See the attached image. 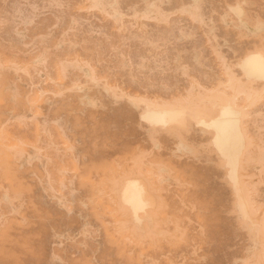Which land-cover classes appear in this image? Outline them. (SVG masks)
Returning <instances> with one entry per match:
<instances>
[{"label": "rangeland", "instance_id": "rangeland-1", "mask_svg": "<svg viewBox=\"0 0 264 264\" xmlns=\"http://www.w3.org/2000/svg\"><path fill=\"white\" fill-rule=\"evenodd\" d=\"M261 51L264 0H0V264H264Z\"/></svg>", "mask_w": 264, "mask_h": 264}, {"label": "bare ground", "instance_id": "bare-ground-1", "mask_svg": "<svg viewBox=\"0 0 264 264\" xmlns=\"http://www.w3.org/2000/svg\"><path fill=\"white\" fill-rule=\"evenodd\" d=\"M240 12V11H239ZM239 14H241V12L239 13ZM258 52V51H257ZM262 52V51H261ZM259 54H260V52H259ZM257 55L256 57H254V58H252L250 61H249V65L248 66H250L249 67V69L247 70V72L249 71V72H251L252 74H255V75H260V76H264V57L262 56V54H263V52L261 53V55ZM252 55V54H251ZM255 55V54H254ZM264 55V54H263ZM249 57V56H248ZM251 57V56H250ZM249 57V58H250ZM247 62V61H246ZM245 62V63H246ZM248 63V62H247ZM243 64V63H242ZM246 66V65H245ZM248 66H246V67H248ZM242 67V66H241ZM245 67V68H246ZM245 68H243V69H245ZM244 72H245V70H244ZM246 73V72H245ZM251 74V75H252ZM254 77V76H253ZM249 78V77H248ZM264 79V78H263ZM260 80H261V78H260ZM242 88V87H241ZM223 92H225V91H223ZM227 94V93H226ZM242 99H243V97H242ZM242 99H240V100H242ZM239 100V101H240ZM226 103V102H225ZM227 106H228V103H227ZM237 106H238V104H237ZM226 107V106H225ZM220 108V107H219ZM225 109V108H224ZM182 111V110H181ZM181 111H176V110H168V111H165V113L164 114H158L157 116H156V118L154 119L155 121H158L157 123H159V122H164L165 124L166 123H168L169 124V122L171 123V122H173V121H176L177 122V120L179 121V119L181 118L180 116L182 115V112ZM222 111V113H220L221 115L218 117V118H216L214 121H213V123L211 122V124L212 125H214V128H216V133H217V135L216 136H218V143L220 144V145H222L223 147H224V150H226L227 148H229V147H227V146H229L233 141H234V139L236 138V136L238 135V116H237V114L235 113V111L234 110H232V109H230V108H226L224 111L223 110H220V112ZM238 111V110H237ZM250 114V113H249ZM156 115V114H155ZM151 117V116H150ZM242 117H243V115H242ZM147 119V118H146ZM152 120V119H151ZM150 120V123L152 122L153 123V121H151ZM205 120V119H204ZM145 122H147L146 120H144ZM154 121V122H155ZM182 122H183V120H181ZM201 121V120H200ZM202 122H204L203 120H202ZM156 123V122H155ZM155 123H153V124H155ZM157 123H156V125H157ZM173 123H175V122H173ZM152 124V125H153ZM160 124V123H159ZM172 124V123H171ZM204 124H205V122H204ZM210 124V125H211ZM244 124V123H243ZM156 125H154V126H156ZM161 125L163 126V123H161ZM161 125H159V126H161ZM167 125V124H166ZM166 125H164L165 127H166ZM173 125V124H172ZM176 125V124H175ZM177 125H184V127H185V124H184V122L183 123H181V124H178V122H177ZM201 125V124H200ZM158 126V125H157ZM182 126H180V127H182ZM202 126V125H201ZM209 126V124L208 125H206V127L205 126H203V127H205L206 129H207V127ZM212 127V126H211ZM241 127V126H240ZM210 128V127H209ZM213 128V127H212ZM211 129V128H210ZM241 130H242V128H240ZM247 129V128H246ZM184 130H186V129H184ZM208 130V129H207ZM215 131V130H214ZM216 136H215V139H216ZM215 141V140H214ZM213 141V142H214ZM214 144H215V142H214ZM219 144H218V146H219ZM217 147V146H216ZM225 147H227L226 149H225ZM216 149V148H215ZM232 150V149H231ZM218 151V150H217ZM223 150L221 149V152H222ZM219 152V151H218ZM220 152V154H219V156L221 155L222 157L225 155V154H227L226 156H227V160H229L230 158L228 157V153H229V151L227 152V153H225V151H224V155L222 154ZM229 156H230V154H229ZM233 156V155H232ZM231 157V156H230ZM229 158V159H228ZM225 159V158H224ZM238 159V158H237ZM223 161H226V160H223ZM233 162V160L231 159L230 160V162ZM228 164H229V161H228ZM232 164V163H231ZM234 165V164H233ZM236 165H237V161H236V164H235V167H236ZM227 166V165H226ZM228 166H230V164L228 165ZM228 166H227V168H228ZM233 167V166H232ZM238 167V166H237ZM236 167V168H237ZM230 168L231 167H229V172L228 173H230V171L232 170H230ZM235 168H233V170H234ZM233 170H232V172H233ZM235 171H236V169H235ZM234 171V172H235ZM231 172V173H232ZM234 172L232 173V174H234ZM231 174V175H232ZM238 174V173H237ZM236 175V174H235ZM235 175H233L234 177L232 178V176H231V179H232V182H233V179H235ZM135 176V175H134ZM229 177H230V175H229ZM139 178H141L140 176H139ZM135 179V178H134ZM136 179H137V177H136ZM142 179V178H141ZM143 180V179H142ZM235 181V180H234ZM128 181H125V186L126 187H123L124 188V191H122L123 192V196H122V203L123 204H126L125 206H128V207H130L133 211H134V214H137V213H141V214H143V215H145V211L144 212H141L140 210H142L145 206H148L149 204H150V200H151V197L153 198V196H150L149 195V191H147L148 189V186H145L146 184H144L141 180H138V181H134L133 180V182L132 181H130L129 180V183H127ZM231 182V181H230ZM236 182V181H235ZM235 182H233V184L235 183ZM238 182V181H237ZM126 183H127V185H126ZM240 183V182H239ZM236 184V183H235ZM238 184V183H237ZM241 185V184H240ZM234 186H237V185H233V190H234V188H236V187H234ZM123 188H122V190H123ZM237 188H240V187H237ZM235 190H237V189H235ZM238 192H239V190H237ZM236 191V192H237ZM149 192V193H148ZM243 193V192H242ZM242 193H241V195H242ZM238 194V193H237ZM236 194V195H237ZM152 195V194H151ZM240 195V194H239ZM239 197H241V196H239ZM238 197V198H239ZM155 198V197H154ZM242 198V197H241ZM244 198V197H243ZM242 198V199H243ZM237 199V198H236ZM242 199H239V200H241L242 201ZM245 199V198H244ZM154 201V200H153ZM240 201V202H241ZM244 201V200H243ZM242 201V202H243ZM247 202V201H246ZM153 203H155V202H153ZM241 204V203H240ZM247 204V203H246ZM152 205V204H151ZM242 205V204H241ZM243 205H244V202H243ZM242 205V206H243ZM248 205V204H247ZM154 206V205H153ZM153 206H148V207H152V209H153ZM240 206V205H239ZM245 206V205H244ZM147 207V208H148ZM239 209H241V208H239ZM247 209H249V207L247 208ZM131 210V211H132ZM147 210V209H146ZM246 210V209H245ZM140 211V212H139ZM240 211V210H239ZM132 213V212H131ZM242 213H243V217L245 218V216H244V211H242ZM241 214V213H240ZM248 213H246V215H247ZM249 214H250V216L252 217V215H251V213L249 212ZM134 216H136V215H132V217H134ZM149 216V215H148ZM240 216H242V214L240 215ZM247 217V216H246ZM147 218H149V217H147ZM244 218H243V220H244ZM134 219H135V217H134ZM151 218H149V220H150ZM250 219V218H249ZM248 219V220H249ZM254 219V218H253ZM137 221H140V220H137ZM136 221V222H137ZM251 222V225L253 226V222L251 221V219L249 220V223ZM253 223V224H252ZM137 224H139V222L137 223ZM255 226H258V225H256V224H254ZM138 226H140V225H138ZM255 226H253V228H255Z\"/></svg>", "mask_w": 264, "mask_h": 264}]
</instances>
